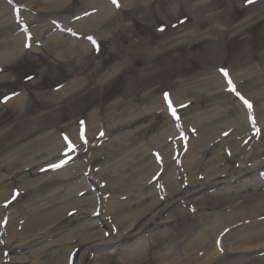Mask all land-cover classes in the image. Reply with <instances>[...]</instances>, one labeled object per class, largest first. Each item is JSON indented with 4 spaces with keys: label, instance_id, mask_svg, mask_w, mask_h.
<instances>
[{
    "label": "rangeland",
    "instance_id": "374dc122",
    "mask_svg": "<svg viewBox=\"0 0 264 264\" xmlns=\"http://www.w3.org/2000/svg\"><path fill=\"white\" fill-rule=\"evenodd\" d=\"M60 1L0 0V11L3 12L2 17L5 19L4 25L0 29V40L3 41L4 45L2 55L4 58L10 56L8 53L13 47L11 45L12 39L19 43L17 49H20L13 60L5 59L0 64V163H3L5 158L10 157L13 151L20 146L27 145L23 147V150H18L13 161L14 166L5 165L0 169V173L3 175L1 178L3 180L12 177L6 181V184L9 189L10 187H19L18 191H26V189L21 188H25L24 186L29 184L35 187L42 184L40 191L34 190V192L21 194L20 197L28 195L24 200H18L20 201L18 203L16 201L7 209L8 213L17 214L15 210L18 207L20 209L30 208V211L23 209L28 217L25 216L24 220L20 218L22 223L17 225V229L22 232L25 222L27 220L33 222L36 218L33 219V215L37 205L30 207L32 200L37 201L43 196H48L60 185L73 187L75 182H80L78 181L79 178L70 180L63 176L61 181L54 176L65 169H43L45 165L51 164L52 167L54 164L60 163L59 156L56 157L55 154L58 146L56 147L57 150L51 153L52 149L45 146L44 139L57 138L56 143L62 145V136L65 133L70 135L68 131L76 134L79 124L86 125L84 121L87 122V125L95 123L104 125L101 126L104 129V135L111 132L113 137L116 134H122L123 137L126 131L128 134L134 135V140L130 143L124 142L126 146L119 147L114 155L93 161L90 166L93 168L96 166V168L92 171V175H85L87 182L94 187L97 186L95 182L93 183L94 180L103 179V185L90 193L96 198L98 207L105 211L110 202H124L126 200L122 197L123 195H119V192L124 189L123 186L130 185L129 182L124 181L130 179L128 177L130 173L126 172L125 179L116 178L119 167L122 164L128 166V161H133L131 155L135 146L139 142L144 144L151 141L155 134L159 135L162 130L170 128L174 130L170 133L171 135L164 133L160 136L163 140H167L166 135H168V142L175 137V141L167 143V151L171 157L175 153L178 157L172 159L174 160V170H171V176L173 179L177 178L179 190L174 195L168 196L164 187L161 197H156L162 203L156 207L151 215L157 214L162 222H166L169 219L167 215H170V220L173 219L174 223L179 225V228H176V231L181 235L178 237L179 239H186L185 235L191 236V233L193 238L201 229L213 221L220 222V219L223 221V226L216 233L212 243L205 244V248L217 250V258H213L215 260L211 263L204 259L198 261L197 264H264L263 241L258 242L256 238L254 240L255 245L250 242V246H253L251 251L243 252L237 247L239 241H245L248 237L247 234L252 236L258 230H264V205L259 207L262 208L257 212L260 213L259 216L229 224L231 223L229 218L238 211L237 209L239 211L252 209L251 206L261 201L260 199H264V165H261L258 171H254V174L253 171L247 173L241 170V166L246 168L264 160V146L261 148L262 150L256 151L258 154L254 155V159L247 157L249 153L252 156V146L256 142L248 137L241 141V135H239L236 138L240 143H244L240 145H246L247 149L230 159L228 155L231 154L233 147L230 143L227 144L228 141L225 140L230 138L234 132L232 131L233 127L229 129L232 124L230 121L239 115L244 100L251 103L254 101L255 106H257L264 99V0H138L134 2L135 4L127 1L126 7L120 6V8L115 7V9L114 6L112 7V11H117V17L109 19L108 24H105L104 27L92 28L96 29V39L109 43L107 52L101 51L98 55L88 54L87 56L82 54L80 57L85 56L82 60L79 56L74 57L68 49L70 53H68L69 56L63 55L64 61L60 58L61 54L56 53L58 47H62V42L48 44L40 48L35 45L36 42H39L38 37L45 40V36L52 32L49 28L51 14L47 15V13H51L48 10L57 7V2ZM90 1L66 0L67 5L59 10H54L56 13L54 15L63 16L66 20H70V17L79 11L88 13L86 10L89 8L97 9L98 5L91 4ZM13 6L19 9L22 17L19 22L12 23ZM93 17H98L97 13L91 14L88 19ZM7 20H10L11 24H8ZM25 20L30 25L27 29L32 32L34 38L30 40L32 49L23 55L21 47L23 34L20 33L19 27L21 22L24 21L25 23ZM85 20L87 19L79 21L74 27L80 26V23ZM64 21L62 22L64 23ZM72 23L74 22L72 21ZM51 24L53 25V22ZM89 29L87 28V30ZM77 54L80 55L81 52L79 51ZM71 57L73 58L71 59ZM28 58L35 60L29 61ZM37 60L38 62L35 63ZM115 66L117 71L108 77L105 76V78L103 75ZM32 70L35 73L36 70L39 72L36 78L28 83L20 80L28 73H33ZM221 70H226L234 79L235 85L237 88L239 87L238 93L233 95L226 91V86L218 74ZM205 78H209L211 82L206 83L205 80L204 83ZM76 81L80 82L76 83ZM61 84L65 86L62 88ZM53 86H61L62 88L56 96L53 95L55 93L51 92ZM20 89L23 90L22 94L25 96L23 107H19L17 103L13 102L1 103L5 94L16 93ZM138 91L141 92L138 98L134 99L133 95L130 96ZM144 93L147 94L148 100L147 98L146 100L141 99ZM165 94L170 97L172 104L176 107V112L179 115L178 122L172 121L165 112H160L161 110L164 111L161 97ZM131 98L135 100L132 107H129L127 102H124L121 107L117 105L112 108L110 106L116 99L128 101ZM240 98L243 99V103ZM111 109L114 110L115 117L111 114ZM132 109L135 110L133 116H138L142 111H145L143 115L147 118L134 126L125 128L124 132L118 129L117 125L110 126V129L105 126V120L109 123L111 120L116 121L117 117L121 119L122 116L130 114ZM205 111H215L213 113L215 122H213L212 125L214 126L211 129H207V123L201 121L202 117L198 118L205 115ZM109 112L112 117L108 116ZM242 112L245 113L243 119L247 121V126V117L249 120H254L249 113L252 115L253 112L254 117L257 115L256 108L252 112L251 109L249 112ZM92 114H96L95 120L91 119ZM223 114L227 115L224 120L221 119ZM168 119L169 122L163 125L162 123ZM260 122L264 124V118ZM143 126H147L148 130L136 134L135 130ZM113 128L115 130L112 131ZM185 130L187 134L184 132L185 135L182 137L181 133ZM248 130L252 134L251 130ZM256 135L259 134L256 133ZM197 138L204 140L201 142L202 146L198 154L200 166L192 168V171H195L193 178H196L199 184L193 186L189 177L190 173L186 172L183 163L188 148L193 146V142H196ZM257 140L259 139L257 138ZM149 144L148 156H150L149 149L158 143ZM214 150L219 151L222 158L226 157L229 160L217 162L220 159L218 158L215 164L220 166L219 169L223 173L220 172L221 177L215 181L207 182L214 174H206L209 172L211 165L209 159ZM153 151L159 152V150L151 149V153ZM127 153L129 156L125 158ZM98 154L100 153H96V155ZM45 155L46 157H44ZM86 158H88V153L80 155L75 165L73 167L72 165L68 166L67 170L73 171V168ZM248 159L249 161H246ZM23 161L27 165L30 164L26 166L27 168L32 167L26 172L22 171L18 174L21 166L19 164ZM112 163L111 170L106 169L109 172H105V176L101 178V170ZM240 171L242 172L240 173ZM42 174L47 176H41ZM23 175L34 180V183L30 181L29 184L26 181L18 182L17 179ZM228 175H232V181L235 177L240 176L238 180L241 181L239 183L231 182V185H220L222 184L220 181H226ZM110 177L115 179L109 180ZM251 178L258 179L260 187L257 194L254 193L245 197L243 194L244 187ZM73 181L75 182L73 183ZM216 182H220V184L218 185ZM202 183L205 184L201 185ZM3 185L0 182V187ZM162 185L164 184L162 183ZM113 186H117L114 192L110 190ZM10 190L11 193L15 191L14 189ZM219 190L222 191L221 194L215 195ZM115 192L118 194L115 195ZM129 194L125 195L133 200V195ZM9 195L8 192L2 199ZM171 205L176 206L174 211L169 208ZM144 206L145 203L136 209L143 210ZM61 207L54 208L51 216L57 211L59 213ZM198 210L200 213L194 217L193 215ZM96 212H91V214L96 215ZM91 214L87 218H82L81 221L91 219ZM62 215L61 219L63 220L57 222L52 220L51 226L55 225L56 228L50 230L47 237L40 238L41 241L39 243L34 242L36 244L30 248L20 247V250L24 249L25 254L23 251H19V254L16 253L26 259L27 256L32 255L30 249L41 250L46 244L49 249L46 248V251L41 255L44 259L40 258L39 255L37 257L30 256L28 260L32 263L23 264L44 262L50 251L60 248L59 239L67 234L65 238L74 236L75 232H78L76 230L80 220L70 221L71 215ZM113 215H110L105 225H101L98 219L99 229L91 242L89 240L81 241L82 237L77 236L79 244L75 246L77 248L71 251L75 254L73 264H97L99 258L96 257L100 256L101 253L109 252L107 245L113 241V237L110 236L111 231L116 235H119L118 232H120L118 230L120 224L115 222ZM249 215L247 213L244 216ZM51 216L49 215L48 222L43 221L41 225L49 223L52 219ZM241 217L238 216L231 221ZM147 219L148 217L141 223ZM34 221L36 222V220ZM183 226L187 227L183 228ZM129 228L122 229V231ZM69 229L72 231L69 232ZM109 230L110 232L107 234ZM43 231H46L45 227H43ZM136 232H138L137 229L132 235H135ZM138 236L143 238V234ZM126 240L122 243H132L135 239L133 240V236H129ZM122 243L121 246H123ZM2 249H0V253ZM207 251V249L201 250L202 253ZM195 253L196 250L192 254V263H196L193 259Z\"/></svg>",
    "mask_w": 264,
    "mask_h": 264
},
{
    "label": "bare ground",
    "instance_id": "6f19581e",
    "mask_svg": "<svg viewBox=\"0 0 264 264\" xmlns=\"http://www.w3.org/2000/svg\"><path fill=\"white\" fill-rule=\"evenodd\" d=\"M127 1H130L131 3L135 4V1L138 0H120V5L119 6H124L126 7ZM91 4L98 5L99 8V13H97L98 17H93L89 18L85 21H82L80 23V28L87 29V28H98L99 26L104 27L105 24L109 23V19H112L114 17H117L116 14L113 13L112 9L109 6L102 5L99 3V0H91ZM57 8L58 10L64 7L66 4V0H61L60 2H57ZM93 8H89L88 10H91ZM2 11H0V29L3 27V19H2ZM101 16V17H99ZM86 25V26H84ZM92 30V29H91ZM90 30V31H91ZM86 34V33H84ZM57 38L54 37L51 41L52 44L56 42ZM11 45L12 50L10 53H8L10 56L7 58H4L2 55V49L4 48L3 41L0 40V64H2L5 59L6 60H13L18 54V45L19 43L16 42L15 39H12ZM5 44V43H4ZM76 50L77 52H84L85 54L88 53L87 45H83L81 43H75V44H70L69 47L62 48L61 51L59 50L58 53L63 55V51L65 50L66 54L68 53V49ZM17 50V51H16ZM75 51V56H79L77 52ZM113 74V70L111 72H108L104 74L103 76H110ZM106 78V77H105ZM104 80V79H102ZM205 80L207 81L206 83L211 82L209 78H205L203 81L205 83ZM215 87V86H213ZM133 95V96H132ZM141 95V92H135L131 94L134 99L138 98ZM133 98L129 99L128 101L125 99H116L110 106L112 108L116 107L117 105L119 107L123 106L124 102H127L126 104L129 107H132L133 101H135ZM147 94L144 93L141 96L142 100H146ZM148 100V98H147ZM17 103L19 107H23V97H17V99H14L11 101V103ZM115 105V106H114ZM150 107V106H149ZM257 115L254 117L255 122L257 126H259L260 131L258 136H254L251 133L249 134V127L246 124L245 119H243V115L245 114L242 112V108L239 111V115L234 118V120L230 121L232 124L230 125L229 129L233 127L232 131L233 134H231L230 138L225 139L228 141L227 144H231L233 147V150L228 157L230 159L234 158L236 155L241 154L243 150L247 149V146H241L236 137L241 135L240 140L244 141L246 137L250 138V140L255 141L256 143L253 144L252 146V156L250 153L247 155V157H253L254 155L258 154L256 151L259 149L262 150L261 148L264 146V124H261V119L264 118V99L261 100V103L257 106H255ZM152 109V108H151ZM150 109V110H151ZM148 110V111H150ZM145 111H142L138 116H133L135 113V110L132 109L131 113L128 115L122 116V118L126 119H118L116 118V121H110L108 124V129H110V126L112 125H117V128L120 130H125V128H128L130 126H134L141 121L145 120L147 117L143 115ZM206 112V111H205ZM212 112H206L205 115L199 116L198 118H201V121L207 123V129H211L214 125V116ZM111 114L113 117L114 115V110L111 109ZM142 115V116H140ZM250 116H254L255 114L252 113V115L249 113ZM109 117H112L109 112ZM129 117V118H128ZM227 117V115L223 114L222 115V120H224ZM204 118V119H203ZM92 120L96 119V114H92L91 116ZM203 119V120H202ZM200 120V119H199ZM97 122V121H96ZM168 121H164L162 123L163 125L167 124ZM264 123V122H263ZM161 124V125H162ZM202 126V125H201ZM147 126H143L140 129L135 130L136 134L143 133L146 131ZM115 130V128L112 129V131ZM148 130V129H147ZM174 131L173 129L167 128L165 130L161 131V134L163 135L164 133L171 135L170 133ZM246 131V132H245ZM103 129L102 127H98L96 132L94 134L90 133L88 134V140L91 142V146L94 148L95 153H102V157L99 159H104L105 157H110L116 153V151L119 149L121 146H126L124 142L130 143L132 140H134V135L128 134V131L124 132V136L122 137L121 135H115V137L112 136V133L109 132L106 134V137L102 134ZM245 132V133H244ZM161 134H155L153 139L151 141H147L143 144V142H139L133 149V153L131 155V158L133 161H128L127 165H121L118 169L117 173V178L116 179H125L124 175H127L126 172H129L128 177L130 178L128 181L124 180L125 182H129L130 185H125L122 188V191L119 192V195H123L122 197L125 198L126 200L124 202H115L112 201L104 211V215L99 219L101 224L104 225V219H107L108 215L110 216L111 214L114 216L115 222H118V230L120 232L119 235H117V238L119 237V240L116 241L113 239L111 241L112 243H108L107 247L110 249L109 252H104L101 253L100 256L98 255L96 258L98 259L97 264H197L198 261L202 260H208V263H211L217 258V253L215 249L210 248H205V244H211L212 240L214 239L216 233L222 228L223 226V221L220 219V222L213 221L210 225L206 226L205 228L201 229L198 234H196L195 237L192 238V233L191 236L185 235L186 239H179L178 237L181 236L178 231H176V228H179V225L174 223L173 219L170 220V215L169 219L166 222H162L159 220V216L157 214L151 215L153 211L156 209L157 206H159L162 201H159V199H156V197H161L162 195V190H165L167 192L168 196L174 195V193L179 190L178 185L179 182L177 181V178L173 179L171 176V170H174V160L173 158L177 157V154L175 153L174 156L171 157L169 154L168 149V144L167 143H172L175 141V137L171 139L170 142H168V135H166L167 140H163ZM136 137V136H135ZM257 138L259 140H257ZM107 139V140H106ZM103 140L102 144L100 141ZM156 140V141H155ZM204 139L199 138L196 139V142H193V146L188 148V152L185 155V162L183 163V166L186 167V172L190 173L189 177L192 182L193 186H196L199 184V182L196 180L194 177L195 171H192V168H198L200 166L199 160L200 156H198L200 152V147L202 146V141ZM57 138L49 137L47 140L44 139V144L46 147H50L51 153L57 150L58 143ZM158 143L155 145V147H152L149 149L150 156L147 154V148L150 146L149 143L154 144ZM197 143V144H196ZM130 145V144H129ZM172 145V144H171ZM27 145L20 146L17 150L13 151V154L5 158L6 160L3 163H0V169L2 167L6 166H14L15 164L13 163L14 159L16 158V154L18 150H23V147ZM151 149H156L159 150L153 151L151 153ZM259 150V151H260ZM263 154V153H261ZM129 155L128 153L126 154L127 158ZM180 156V155H179ZM46 157V155L44 156ZM178 158V157H177ZM220 158V159H218ZM229 158L221 156V153L219 151L214 150L212 151L211 157L209 159V163L211 164L209 166V172L208 173H214L211 175V179L207 182H213L217 178L221 177L220 172L221 170L219 169V165L215 164V161H223L227 162ZM25 159V158H24ZM222 159V160H221ZM26 160V159H25ZM123 160H126L123 158ZM35 161V160H32ZM31 161V162H32ZM246 161H249L246 160ZM216 162V163H217ZM29 163V162H28ZM247 165V162H245ZM19 165L20 166V171L18 174H20L22 171L26 172L28 169L26 166H29L30 164H26L25 161L21 162ZM264 165V160L263 161H258V163L252 164V166L244 168V166H241V170H244V172L250 173L253 171H258L260 166ZM113 166L112 164H108L104 169L101 170V178L105 176L106 169L111 170V167ZM86 165L83 167H75L73 171H63L60 174L54 175L55 177L61 179L64 178L66 179H75L79 178L81 180V174L79 172L85 171ZM8 169V168H7ZM220 170V171H219ZM223 170V169H222ZM242 171H240L241 173ZM223 173V171L221 172ZM219 175V176H217ZM3 175L0 173V182L4 184L3 186L0 187V249L4 251H9L12 256L9 259V262L11 264H23V263H32L28 258L30 256L39 257L43 255L44 251L49 249L46 247L47 245L45 244L44 247H42L41 250L39 249H34L31 250L32 255L27 256L26 259H23L24 257H21L19 254L20 247L26 246V248H30L36 243H39L41 240H39L42 237H47L49 234L50 230H53L56 228V226H51L52 225V220L57 222L61 219L63 216L62 214L65 215H71L70 221H79V226L75 232L74 236H69L68 238L63 237L62 239H59L58 242L60 241V248L53 249L50 251L44 262L40 264H67V258L69 250H72L75 248L77 244H79V241L77 239V236L82 237L81 241H92L93 238H95V235L97 233V230L99 229V226L97 222L94 219H85L81 221L82 218H87L89 216V213L94 212L97 208V205L95 204L94 197L90 193L91 191L89 190V186L87 185V182L82 179L81 182H75L74 183V188L70 186H64L60 185V187H57L54 192H50V194L46 197H42L41 199L34 201L30 203V207H34L37 205V209L35 214L33 215V219L36 220V222L33 220V222H29L28 220L25 222L24 227L22 232L17 229V225L21 223V221L24 219L25 216L28 217V215H25L24 210L30 211V208L28 209L27 207L20 209L18 207L15 211L17 214L12 213H7V209L10 208L16 201L25 199V197H20V195L25 194V192H34V190L40 191L42 188V184L38 186H34L29 184V181L34 183V180L27 178V175H23L22 177L20 176L17 181L27 182V186H24L25 188L21 189H26V191L21 190V194H17L16 192H12L10 189L14 190H19V187H10L8 188V185L6 184V181L8 179H12V177L6 178L2 180ZM41 176L46 177V174H42ZM214 177V178H213ZM27 178V179H26ZM173 180H172V179ZM232 175H228L226 181L222 182H216V184L220 185H231V182H237L239 183L241 180H238L240 176H237L231 180ZM115 178L110 177L109 180H113ZM103 179H99L98 183L102 181ZM79 181V180H78ZM162 183L164 185H162ZM206 183V182H205ZM202 183L201 185L205 184ZM166 185V186H165ZM12 186V185H11ZM260 187L258 179L251 178L248 183H246V186L244 187L243 194L245 197H249V195H252L254 193L257 194V191ZM117 186H113L110 190L115 191ZM73 189V191H72ZM125 190V191H124ZM127 190V191H126ZM10 193V195L2 199L3 197L6 196L7 193ZM156 192V194H155ZM222 192V191H221ZM220 190L215 194V195H220L221 194ZM131 193L133 195V200L129 199V196L125 194ZM118 194V192H115V195ZM129 194V195H131ZM246 194V195H245ZM259 194V193H258ZM91 195V196H90ZM135 196V197H134ZM140 197V198H139ZM113 198V197H112ZM122 198V199H123ZM138 199V200H135ZM244 199V198H242ZM58 200V201H57ZM71 202H70V201ZM261 201L257 202L254 206H251L252 209L248 208V210L237 209V212H234L233 215L229 218L231 220L237 218L238 216H242L240 219L231 221L232 224L235 221H240L248 218H253L257 217L260 215V213H257L259 210H262L261 205H264V199H260ZM57 201V202H56ZM246 202V201H245ZM70 206H68L69 204ZM145 203V206L143 207V210L136 209L139 205H142ZM59 206H62L60 209V212L54 213L52 216L51 214L53 213L54 208H59ZM172 211L176 209V206L171 205L169 206ZM251 210V211H250ZM150 211V213H148ZM181 211V209H179ZM178 211V212H179ZM250 211V212H248ZM173 213V212H172ZM200 213L198 210L196 214L193 216L196 217ZM249 213V216H244L245 214ZM15 215V216H14ZM49 215L52 217L51 221L45 225H41L43 221L49 220ZM149 215V216H147ZM190 216V215H189ZM192 216V215H191ZM146 217L148 219L144 221V223H141ZM20 218H23L22 220ZM189 218V217H188ZM48 222V221H47ZM183 225V222H182ZM225 225V224H224ZM138 226V227H137ZM43 227L46 228V231H43ZM126 231H122V229H127ZM187 226H183L185 228ZM140 230V232L136 233L135 235H132L134 233V230ZM142 229V230H141ZM72 229H69V232H71ZM7 234V235H6ZM43 234V235H41ZM77 234V235H76ZM139 234H143V238L139 237ZM240 234V233H239ZM6 235L7 239L5 242L2 241L1 238H3ZM129 236H133V242L132 243H122V241H127L126 239ZM247 238L244 240H241L238 242L237 247L241 251H251L250 242L254 244V240L257 238L258 242H264V230H261L256 232L254 235H249L247 234ZM34 242H36L34 244ZM119 243V244H118ZM121 243L123 246H121ZM64 244V246H63ZM255 245V244H254ZM25 248V247H24ZM202 249H207L208 251L205 253H202ZM254 249V248H253ZM1 250V253H2ZM68 250V251H67ZM196 250V253L194 254L196 263H192V254ZM13 251V253H12ZM17 253V254H16ZM236 253V252H233ZM23 254H25V251H23ZM44 259L42 256L40 257ZM38 258V259H40ZM211 258V259H210ZM221 258V257H220ZM112 261V263H111ZM0 264H2L0 262Z\"/></svg>",
    "mask_w": 264,
    "mask_h": 264
},
{
    "label": "snow or ice",
    "instance_id": "6c2138e0",
    "mask_svg": "<svg viewBox=\"0 0 264 264\" xmlns=\"http://www.w3.org/2000/svg\"><path fill=\"white\" fill-rule=\"evenodd\" d=\"M113 3H117V0H113ZM225 75H227V73L225 72ZM231 83V82H229ZM234 91V89H233ZM165 99L167 100V94H165ZM245 104H247V101H245ZM249 107H251L250 105H248ZM169 110L172 112V115L175 117L176 116V113H175V110L172 109L171 107V103L169 102ZM59 165H53L52 167H58Z\"/></svg>",
    "mask_w": 264,
    "mask_h": 264
}]
</instances>
